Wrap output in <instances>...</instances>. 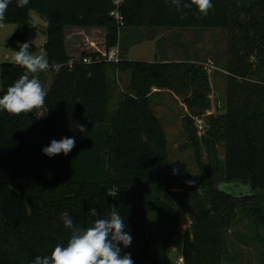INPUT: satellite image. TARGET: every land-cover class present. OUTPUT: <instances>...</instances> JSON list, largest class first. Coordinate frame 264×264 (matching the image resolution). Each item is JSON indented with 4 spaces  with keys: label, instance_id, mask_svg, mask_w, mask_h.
I'll return each mask as SVG.
<instances>
[{
    "label": "trees",
    "instance_id": "16d2710c",
    "mask_svg": "<svg viewBox=\"0 0 264 264\" xmlns=\"http://www.w3.org/2000/svg\"><path fill=\"white\" fill-rule=\"evenodd\" d=\"M188 2L181 0L177 8L172 0H126L122 27L228 30L227 108L218 115H209L212 88L203 64L130 61L122 50L118 62L100 53L84 52L81 60L70 56L69 28H103L107 48L120 46L122 27L110 15L113 0H30L23 8L12 0L8 5L4 24L18 25L9 46L16 52L29 42L32 13L45 17L43 49L60 69H49L53 82L43 107L18 116L0 111V167L9 174L7 182H0V264H32L35 257L50 255L71 235L61 214L67 212L74 226L87 228L97 219L91 208L99 218L113 210L124 218L132 242L120 247L134 264H170L167 254L183 215L190 223L184 264H249L231 241L246 217L262 232L241 241L263 245L264 0H212L206 16L195 5L183 7ZM30 47L34 55L38 47ZM85 58L92 63H84ZM23 72L15 63L0 64V97ZM124 73L130 74V84L111 119L109 77ZM154 89L183 100L188 108L183 126L190 138L195 119L206 124L201 138L194 133L196 161L204 174L196 184L187 183L184 162L170 161L166 132L152 111ZM79 125L86 131L80 132ZM64 137L75 139L68 155L42 153L51 140ZM201 143L207 164L198 154ZM219 145L225 147L223 160ZM241 212L246 216L240 218Z\"/></svg>",
    "mask_w": 264,
    "mask_h": 264
},
{
    "label": "rangeland",
    "instance_id": "374dc122",
    "mask_svg": "<svg viewBox=\"0 0 264 264\" xmlns=\"http://www.w3.org/2000/svg\"><path fill=\"white\" fill-rule=\"evenodd\" d=\"M31 19L33 27L29 35V42L38 47L34 55H43L47 59L43 49L46 42V36L44 34L46 22L35 13H32ZM17 30L18 25L14 23L4 24V27L0 28V64L14 63L15 51L9 46V43ZM229 38L230 32L220 28L198 27L169 29L122 27L120 30V46L108 49L106 31L103 29H68L66 32L68 51L70 56L75 60H81V55L84 52L89 54L100 53L102 59H108L112 51L118 50V57L124 53L130 61L153 63L160 60H169L195 62L205 65L210 76L212 88V108L209 115L224 113L227 108L230 76L223 68L230 57L228 54ZM253 61L256 63L255 60ZM36 74L44 90L48 91L53 82L52 72L48 70ZM130 79L131 76L129 73L116 76L110 75L109 77L112 93V101L109 107V116L111 119L118 110L122 92L129 86ZM157 90H153L152 111L166 132L170 161L184 162L189 170L190 181L196 184L203 178L204 174L199 169L196 161L194 133H197L198 138H201L205 133L206 124L202 119H195V124L192 129L193 134L190 138L189 132L183 126V118L188 114V108L183 103V100L168 90L155 93ZM218 151L220 159L223 160L225 147L219 145ZM198 154L202 156L205 164L209 162L208 152L202 143ZM8 180V172L0 167V182H7ZM224 187V184L220 185L221 189ZM241 190L245 191L244 188ZM233 193H235V190ZM244 216H246L245 213L241 212L240 218ZM246 218L243 223L233 230V233H237L238 236L232 235L231 241L234 248H239V251L243 253L246 262L249 264H261L264 243L262 245L259 242H251L249 245H244L243 241H241L242 236L251 239L259 231L262 232V230L258 229L252 223L249 217ZM188 227L189 219L186 215H183L178 224L179 235L175 241V248H172L173 250L167 254L168 258L171 259L170 264L179 263L180 256L182 255V252H180L181 244L184 243V235Z\"/></svg>",
    "mask_w": 264,
    "mask_h": 264
},
{
    "label": "clouds",
    "instance_id": "9594fccd",
    "mask_svg": "<svg viewBox=\"0 0 264 264\" xmlns=\"http://www.w3.org/2000/svg\"><path fill=\"white\" fill-rule=\"evenodd\" d=\"M11 2L12 0H0V28L4 27L6 12ZM15 2L17 7L23 8L30 0H15ZM172 3L179 8L181 0H172ZM193 5L204 16L213 8L212 0H190L183 7L191 8ZM30 48V43L24 42L15 52L14 63L22 67L24 72L13 85L8 87L6 94L0 97V111H6L10 115L18 116L43 107L46 92L34 74L49 69L58 72L60 69L58 64H50L43 55H33ZM78 128L80 132L86 131L83 125H79ZM74 147V138L64 137L59 141L53 139L49 146L42 148V153L48 157L60 153L68 155ZM89 211L97 219L87 228L74 226L69 214L62 213L64 226L71 230L67 244L58 243L50 255L37 256L32 264H134L130 253L122 254L120 245L124 248L130 247L132 236L125 231V220L119 212L113 210L107 218H99L95 208Z\"/></svg>",
    "mask_w": 264,
    "mask_h": 264
},
{
    "label": "built area",
    "instance_id": "2783aa9c",
    "mask_svg": "<svg viewBox=\"0 0 264 264\" xmlns=\"http://www.w3.org/2000/svg\"><path fill=\"white\" fill-rule=\"evenodd\" d=\"M126 0H113V6L114 9L111 12V17L114 18L120 27H122L124 25V17L121 13V8L124 5ZM106 56V54H105ZM109 62H118L119 61V57H118V50H114L110 53L108 59H106ZM84 63L86 64H91L92 63V59L91 58H85L84 59ZM178 264H184V259L181 258L179 259V263Z\"/></svg>",
    "mask_w": 264,
    "mask_h": 264
},
{
    "label": "crops",
    "instance_id": "0c3cea01",
    "mask_svg": "<svg viewBox=\"0 0 264 264\" xmlns=\"http://www.w3.org/2000/svg\"><path fill=\"white\" fill-rule=\"evenodd\" d=\"M81 30V28H69V30ZM92 29H103V28H89V29H86V30H92ZM68 30V29H67ZM82 30H84V29H82ZM103 30H105V29H103ZM106 31V30H105ZM106 36H107V31H106ZM68 47V46H67ZM47 90H45V92H46ZM158 91V90H157ZM189 225H190V223H189ZM178 238V237H177ZM182 245H183V243L181 244V250H180V252H182ZM174 248H175V246H174ZM173 248V249H174ZM173 249H171V250H173ZM170 250V251H171ZM170 251L168 252V254L170 253ZM182 258V255L180 256V259ZM169 260H171L170 258H169Z\"/></svg>",
    "mask_w": 264,
    "mask_h": 264
},
{
    "label": "water",
    "instance_id": "95a60500",
    "mask_svg": "<svg viewBox=\"0 0 264 264\" xmlns=\"http://www.w3.org/2000/svg\"><path fill=\"white\" fill-rule=\"evenodd\" d=\"M43 20L45 21V20H46V18H45V17H43Z\"/></svg>",
    "mask_w": 264,
    "mask_h": 264
}]
</instances>
